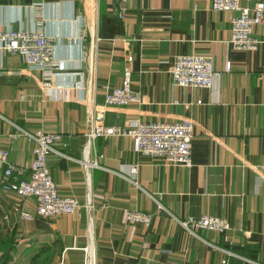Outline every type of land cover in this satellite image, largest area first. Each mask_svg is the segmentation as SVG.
Returning <instances> with one entry per match:
<instances>
[{"label":"crops","instance_id":"1","mask_svg":"<svg viewBox=\"0 0 264 264\" xmlns=\"http://www.w3.org/2000/svg\"><path fill=\"white\" fill-rule=\"evenodd\" d=\"M211 3L0 0V29L51 37L57 73L44 89L41 72L20 54L0 52V178L7 164L29 168L33 160L34 143L20 129L58 134L47 167L58 194L80 204L73 215L25 220L21 213L34 215V199L0 184V238L15 246L10 264H83L90 235L96 264H220L225 251L236 256L230 264H264V23L254 28V51L234 50L230 14ZM179 55L212 59L211 88L172 84ZM127 67L138 102L105 105L104 87H119ZM94 109L105 126L191 120V167L137 155L129 137H111L93 142L85 157L98 167L85 168ZM125 211L150 215L149 225L124 223ZM201 216L225 219L230 230L193 236L177 222Z\"/></svg>","mask_w":264,"mask_h":264},{"label":"built area","instance_id":"2","mask_svg":"<svg viewBox=\"0 0 264 264\" xmlns=\"http://www.w3.org/2000/svg\"><path fill=\"white\" fill-rule=\"evenodd\" d=\"M125 1V0H123ZM211 9L216 12L230 14V44L237 51H254L259 41L254 38L253 31L257 25L264 23V0L253 7H241L239 0H212ZM237 13L236 16L232 15ZM55 44L53 39L41 30L12 31L0 29V52L18 53L28 67L37 69L44 77L43 88L51 86V79L56 75V64L53 59ZM129 62L131 58L127 59ZM230 65L226 66L229 70ZM170 76L172 84L181 88L209 89L217 72L213 68L212 59L203 55H179L173 59ZM131 71L124 70L119 87H104V103L107 106H127L137 103L138 98L131 90ZM88 131L85 134V153L90 151L97 138L129 137L133 152L137 155L155 158L164 165L173 167H191V149L194 126L189 119L177 123H159L136 121L127 127L105 126L103 112L91 110L87 116ZM21 136L34 143L33 160L29 168L7 164L0 178V184L6 191L13 192L20 199L32 198L35 201L34 215L21 213L25 220L33 217L53 219L61 215H73L80 209L78 201L72 197H61L47 167V157L56 153L54 145L61 138L58 134L36 131L33 133L20 129ZM85 157L80 163L85 168L98 167L96 160L89 161ZM0 162H5V155L0 151ZM25 174H28L24 177ZM85 209L92 213L91 200L85 203ZM91 214L88 217L91 233ZM151 216L142 212L125 211L124 223H141L148 226ZM178 224L190 235L196 236L197 230H208L220 234L230 230L225 219L211 216L199 218L189 217L177 220ZM83 264H96L92 239L83 249ZM225 258L220 264H230L228 258L236 257L225 251ZM227 257V258H226Z\"/></svg>","mask_w":264,"mask_h":264},{"label":"trees","instance_id":"3","mask_svg":"<svg viewBox=\"0 0 264 264\" xmlns=\"http://www.w3.org/2000/svg\"><path fill=\"white\" fill-rule=\"evenodd\" d=\"M15 246L11 240H4L0 238V264H10L12 262L11 252L14 250ZM36 259L33 258L31 264H36ZM40 264H47L45 261Z\"/></svg>","mask_w":264,"mask_h":264}]
</instances>
